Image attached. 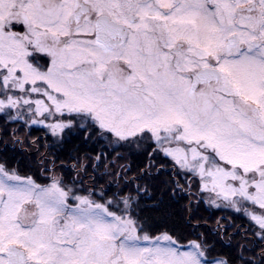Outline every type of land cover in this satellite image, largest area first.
Returning <instances> with one entry per match:
<instances>
[{
  "label": "rangeland",
  "instance_id": "obj_1",
  "mask_svg": "<svg viewBox=\"0 0 264 264\" xmlns=\"http://www.w3.org/2000/svg\"><path fill=\"white\" fill-rule=\"evenodd\" d=\"M41 1L49 2L48 9L54 3ZM9 12L0 14V116L19 133L12 135L17 148L33 140L20 134L22 128L59 142L76 124H94L117 141L140 137L155 143L154 152L171 159L177 174L192 175L198 194L226 208L234 203L256 231L264 232V66L240 58L233 62L232 50L226 51L225 82L217 76L185 94L179 83L137 77L140 67L134 62L128 63L131 73L123 72L125 60L110 62L93 25L70 21V12L28 18L30 32H10ZM250 27L245 22L243 40L251 41ZM53 165L45 166V179L0 165V192H8L3 203L16 240L23 244L37 236L41 246L47 241L50 258L61 253L49 264H136L141 256L150 257L151 264H228L207 259L199 241L181 245L172 235L148 234L128 215L64 188ZM37 188L45 192L40 213L32 201ZM52 220L67 228L64 234H55Z\"/></svg>",
  "mask_w": 264,
  "mask_h": 264
},
{
  "label": "flooded vegetation",
  "instance_id": "obj_2",
  "mask_svg": "<svg viewBox=\"0 0 264 264\" xmlns=\"http://www.w3.org/2000/svg\"><path fill=\"white\" fill-rule=\"evenodd\" d=\"M48 5V1L41 0H6L3 11L10 10V32H30L28 18L49 15V11L53 10L54 16L70 12V21L80 23L84 20L93 25L97 44L105 49L107 56H112L110 62L118 58L125 60L123 72L131 73L128 63L134 62L140 67L137 77H158V80L179 83L185 94L197 91L205 85L201 83L209 84L217 76L219 80H225L226 51L232 50L233 62L240 58L264 66V58L241 54L251 51L250 44L264 40V6H257L253 0H54L51 9ZM18 19L26 20L27 25ZM245 22L251 24V41L243 40L240 35ZM229 27L235 29L229 32ZM113 52L120 56L114 57ZM55 175L60 178V172ZM34 190L39 196L34 195L32 201L40 213L44 190ZM7 193L0 192V237L13 239L17 251L24 257V264H49L61 258V253L50 258L46 251L47 241L42 246L36 245L37 236H30L23 244L17 242L14 221L5 213L7 208L3 202L9 199ZM29 203L32 202L29 200ZM28 205L23 206L28 209ZM41 227L48 230L45 224ZM52 227L56 229L55 234H64L67 230L53 220ZM38 247L39 253L35 251ZM73 264H76L75 260Z\"/></svg>",
  "mask_w": 264,
  "mask_h": 264
},
{
  "label": "trees",
  "instance_id": "obj_3",
  "mask_svg": "<svg viewBox=\"0 0 264 264\" xmlns=\"http://www.w3.org/2000/svg\"><path fill=\"white\" fill-rule=\"evenodd\" d=\"M8 119L0 116V140L3 142L0 143V165L25 177L45 179L48 177L42 172L45 166L53 163L52 169L60 171L64 188L90 196L94 202L106 205L111 212L128 215L148 234L166 233L181 245L199 241L207 259H224L228 264H233L229 248L218 241L222 239L231 246L245 242V235L264 234L261 230L258 232L259 229L255 230L247 214L244 216L237 212L234 203H228L232 208H226V204L208 201L202 193L198 194L194 177L186 175L184 178L177 174L171 159L154 152L155 143L142 141L140 137L133 141H117L112 133L90 124L86 126L92 136L85 144L83 135L87 132L80 133L76 124L60 136V141H69L63 146V152L57 151L60 142L55 140L56 137L50 136L51 139L45 140L36 131L26 132L23 128L20 134L25 133L26 140H33L17 148L12 135L19 133L13 130V123ZM72 132L77 135L73 137ZM4 144L8 148L5 149ZM93 149H96L95 153ZM100 152H106L107 157H101ZM97 159L101 160L99 166ZM155 203L161 204L160 211L138 214V208ZM174 223L179 227H174ZM217 223H220L218 227ZM237 230L240 234L233 237Z\"/></svg>",
  "mask_w": 264,
  "mask_h": 264
},
{
  "label": "snow or ice",
  "instance_id": "obj_4",
  "mask_svg": "<svg viewBox=\"0 0 264 264\" xmlns=\"http://www.w3.org/2000/svg\"><path fill=\"white\" fill-rule=\"evenodd\" d=\"M254 4L257 6H264V0H253ZM6 3V0H0V14L3 12L4 5ZM15 27V25H13ZM249 48L251 51L249 52H242L241 54L244 56H257L264 58V40H258L254 44H250ZM73 127H76L73 125ZM80 133L87 132V135H83V141L85 144H87L88 140L92 136V132L87 129V126L84 124H81L78 126ZM65 131H69V129H65ZM6 134V133H5ZM71 135L75 137L77 133L72 132ZM52 137L46 136L44 137L45 140L51 139ZM39 139V138H38ZM69 141L62 139L60 141V147L57 149L59 152L64 151V145L67 144ZM0 143H3L2 140H0ZM77 148L80 147V145H76ZM4 148H8L7 144H4ZM93 152H96V149H93ZM29 155H32L29 153ZM101 157L106 158L107 153L106 152H100L99 154ZM56 157H53V160H55ZM101 163L100 159L96 160L97 166H99ZM145 174V173H142ZM150 175V173H148ZM138 187V186H137ZM147 190V189H145ZM174 195V193H173ZM148 199H152L151 195H149ZM160 211L161 210V204L155 203L152 205L147 206L146 208H138V214L144 213L146 211ZM174 227H179L178 224L174 223ZM189 227H192L191 225H188ZM239 230H237L236 233H233V237L236 235H239ZM243 240L245 242H237L235 245H231L229 243H225L222 239L218 241L223 247L229 248V252L232 256L233 264H264V234L262 235H254V236H248L245 235L243 237ZM0 264H24V257L21 253L17 251V248L14 245V241L11 237H0ZM136 264H151V259L148 256H141L139 260L136 262Z\"/></svg>",
  "mask_w": 264,
  "mask_h": 264
}]
</instances>
